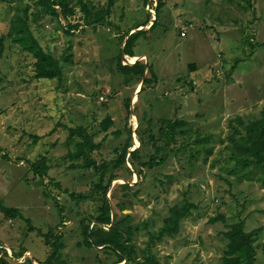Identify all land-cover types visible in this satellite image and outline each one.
I'll return each mask as SVG.
<instances>
[{"label": "rangeland", "instance_id": "obj_1", "mask_svg": "<svg viewBox=\"0 0 264 264\" xmlns=\"http://www.w3.org/2000/svg\"><path fill=\"white\" fill-rule=\"evenodd\" d=\"M89 1L104 8L110 0ZM26 7L42 48L56 58L68 53L71 61H61L60 78H36L31 54L9 38L0 45V201L22 216L0 210V264H47L53 249L43 234L50 228V242L58 236L63 243L59 264L116 261L114 253L83 243L82 225L95 228L105 199L111 218L130 215L139 260L149 248L158 264H224L222 232L243 220L245 231L258 230L255 264H264V185L257 168L241 169L230 158L227 139L237 116L258 118L264 109V0H112L108 24L68 34L67 22H78L81 12L68 20L38 17L36 0H0V38ZM137 30H145L133 47L137 57L122 58L121 38ZM138 58L145 85L117 68L119 60ZM176 118L188 122L189 132L157 153L166 156L162 165H142L154 151L150 134L158 137L161 120ZM77 127L99 144L90 153L98 165L116 157L130 133L124 165L109 164L102 177L105 185L113 175L104 195L99 173L69 167L67 154L81 139L69 143V128ZM42 157L48 170L40 176L31 163ZM184 202L192 207L178 233L149 246V233Z\"/></svg>", "mask_w": 264, "mask_h": 264}, {"label": "trees", "instance_id": "obj_2", "mask_svg": "<svg viewBox=\"0 0 264 264\" xmlns=\"http://www.w3.org/2000/svg\"><path fill=\"white\" fill-rule=\"evenodd\" d=\"M2 1L8 2L9 0ZM111 3L112 0H110L104 8H97L89 0H36L38 17L61 15L64 19L68 20L74 17L76 13L81 12L82 15L79 16V21L81 22L78 21L73 24L70 21L67 22L65 30L67 34L70 33L71 29H76L81 25L97 27L98 25L104 26V24H108ZM160 6L161 3H158L157 8ZM249 6L251 7V2H249ZM28 19L27 7L24 8L22 13L17 12L9 23L8 31L4 36H1L0 45H2L3 39L9 38L11 42L18 45L22 51L31 54L35 59L34 76L36 78H60L63 69L61 61L70 62L71 55L67 53L56 58L51 53L45 51L34 37ZM34 19H37V17H34ZM149 19L138 26L146 25ZM157 20L158 15L155 17L154 22L150 25L148 30L152 29L157 24ZM142 32H145V30H137L131 34L127 32L123 35L121 42H124L123 52L125 55L137 57L133 51V47ZM117 68L127 79L135 77L138 78V81H141L145 64L139 60L135 61L133 64H122V61L119 60ZM141 83L145 85L149 83V79L145 78ZM126 106L129 108V100L126 101ZM102 123L106 128L111 124V120L108 118ZM187 124L188 122L183 119H162L158 129V137H155L154 134H150L149 136L150 140L153 141L154 151L150 153L146 161L142 162V165H147L149 168L154 165H162L166 156L165 154L157 156V153L165 151L166 147L171 149V143L175 142L179 135H186L189 132L186 127ZM229 128L230 132L227 139L230 148V158L234 160L236 165L241 169L257 168L259 170L258 180L264 185V109L260 111V116L258 118L245 120L237 116L229 123ZM74 136H79L81 139L73 143V149L67 154L71 161L69 167L92 169L95 173H99V180L96 187L101 190L104 195L113 175H109L105 185L102 184V177L108 169L109 164L113 165L115 169L120 165H124L127 150L131 144L130 133L122 148L119 150L115 149L117 156L111 159V161L101 165H98L90 156V153L97 149L99 144L93 143L92 136L86 133V129L83 127L69 128V143L74 140ZM207 138L208 136H204V138H199L197 141ZM137 151L136 148L130 153L133 161ZM206 152H210V149L207 148ZM31 169L40 176L46 175L48 170L47 160L42 157L37 162H32ZM124 185L126 186V184ZM71 195L75 198L83 197L77 194ZM191 207L192 204L189 202L171 207L169 214L164 218L163 224L157 232L149 233V246L157 240H162L165 236L172 237L178 233L180 221L189 215ZM0 210L11 218L21 216L18 208L5 206L1 201ZM110 214V204L105 199L101 207V212L94 217L97 224L95 228H90L89 223H84L82 225L84 245L89 248L102 246L100 249L114 253L117 256V260L110 264H119L123 260H126V262L132 261L133 264H158L153 255L146 253L149 248L142 249L143 259H138L133 243L134 227L128 224L130 215H122L120 218L116 219L114 218L115 216L111 218ZM211 221H215V218H212ZM103 225H108V228L104 229L102 227ZM244 226V221L240 220L230 224L228 229L222 232L226 239V248L222 256L224 264H255V240L258 230L255 229L247 232ZM51 232L52 229L50 228L47 233L43 234L45 243H51V248L53 249L46 259V263L59 264L58 254L63 247V243L58 236L54 238L53 242H50ZM0 251L3 255L6 253L4 248H0Z\"/></svg>", "mask_w": 264, "mask_h": 264}, {"label": "water", "instance_id": "obj_3", "mask_svg": "<svg viewBox=\"0 0 264 264\" xmlns=\"http://www.w3.org/2000/svg\"><path fill=\"white\" fill-rule=\"evenodd\" d=\"M154 19H155V17H154ZM153 19V20H154ZM152 23H153V21H152ZM121 55H122V58H124L126 55L124 54V52H123V50H122V52H121ZM137 60H139V58L138 59H136L135 61H137ZM134 61V62H135ZM144 80V79H143ZM96 248H102V246H100V247H96ZM126 261V260H125Z\"/></svg>", "mask_w": 264, "mask_h": 264}, {"label": "built area", "instance_id": "obj_4", "mask_svg": "<svg viewBox=\"0 0 264 264\" xmlns=\"http://www.w3.org/2000/svg\"><path fill=\"white\" fill-rule=\"evenodd\" d=\"M155 6H156V5H155ZM151 14H154V15H155V8H154V10H153V9L151 10ZM180 34H181V36H184V35H185V32L182 31Z\"/></svg>", "mask_w": 264, "mask_h": 264}, {"label": "clouds", "instance_id": "obj_5", "mask_svg": "<svg viewBox=\"0 0 264 264\" xmlns=\"http://www.w3.org/2000/svg\"><path fill=\"white\" fill-rule=\"evenodd\" d=\"M152 23V22H151Z\"/></svg>", "mask_w": 264, "mask_h": 264}]
</instances>
